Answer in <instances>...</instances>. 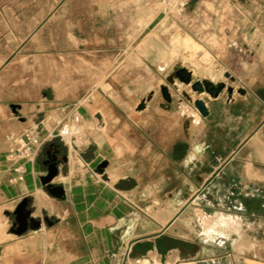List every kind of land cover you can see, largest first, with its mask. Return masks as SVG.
Instances as JSON below:
<instances>
[{"label": "crops", "instance_id": "crops-1", "mask_svg": "<svg viewBox=\"0 0 264 264\" xmlns=\"http://www.w3.org/2000/svg\"><path fill=\"white\" fill-rule=\"evenodd\" d=\"M248 1H195L181 25L159 12L140 31L137 63L153 74L142 90L123 87L120 70L69 112L10 93L2 76L32 29L18 39L15 27H0V264H264V76L227 84L218 98L173 78L187 68L195 79L221 82L229 56L264 64L257 59L264 21L243 7ZM174 33L198 44L216 72L157 55ZM199 99L207 117L194 105ZM74 114L79 142L56 138L34 160H8L12 135L37 125L41 137L56 135ZM47 150L68 157L52 181L63 198L42 183ZM18 166L24 179L12 182ZM24 199L41 224L18 235L15 212Z\"/></svg>", "mask_w": 264, "mask_h": 264}, {"label": "rangeland", "instance_id": "rangeland-1", "mask_svg": "<svg viewBox=\"0 0 264 264\" xmlns=\"http://www.w3.org/2000/svg\"><path fill=\"white\" fill-rule=\"evenodd\" d=\"M183 1L0 0V27H15L18 39L32 29L27 46L11 62L2 82L9 81L12 95L32 96L47 111L66 108L69 112L91 91L104 86L106 79L112 78L111 73L120 70L124 71L118 77L119 83L140 91L144 80L153 75L146 73V66L137 63L143 54L138 49L142 41L140 31L159 12L181 25L188 7L198 0H191L182 8ZM242 5L245 9H256L258 18L264 21V0H250ZM172 36L163 38L162 48L155 49L157 55L167 52L179 56L182 63L197 73L208 67L216 72L215 65L204 64L208 56L201 55L198 44H191L183 34ZM261 58L263 49L258 51L257 59ZM225 67L231 77L226 78L219 70L221 82L232 86L264 76L261 61L254 64L229 56ZM83 138L75 135L70 143Z\"/></svg>", "mask_w": 264, "mask_h": 264}, {"label": "water", "instance_id": "water-1", "mask_svg": "<svg viewBox=\"0 0 264 264\" xmlns=\"http://www.w3.org/2000/svg\"><path fill=\"white\" fill-rule=\"evenodd\" d=\"M225 77L230 78V73H226ZM173 78L178 79L180 84L191 85L194 92L198 94L207 93L211 98H218L220 94L227 89V84L225 82L214 83L213 81L206 79H195L193 73L187 68L178 69ZM173 78L171 80H173ZM161 90L164 98L170 102L171 96L168 87L164 86ZM229 91L232 92L233 89L229 88ZM240 93L244 94L245 91L241 90ZM194 105L202 116L207 117L209 115L206 102L203 99L196 100ZM13 108L16 109V106H13ZM53 146L54 144L50 145V147ZM67 162L68 157L64 156L60 158L58 150H56L53 154L49 150L45 152L44 165L47 167V174L42 177V183L46 186L49 193L56 198H63L65 196V192L63 186L52 184V181L60 174L62 164H66ZM106 165V163H103L100 168H103ZM31 213L32 211L29 208V199H24L18 205L15 212L16 224L14 231L16 234L21 235L30 227H40V220L31 218Z\"/></svg>", "mask_w": 264, "mask_h": 264}, {"label": "built area", "instance_id": "built-area-1", "mask_svg": "<svg viewBox=\"0 0 264 264\" xmlns=\"http://www.w3.org/2000/svg\"><path fill=\"white\" fill-rule=\"evenodd\" d=\"M191 0H184L181 3V7L184 8ZM81 118L79 115L74 114L70 122L61 123L56 135L48 134L46 138L41 137L40 126L29 128L19 135H12L10 139L13 145L8 151L7 158L9 161H16L19 159L34 160L37 156V151L43 148V146L53 139L59 138L63 143L71 145L70 143L75 134L73 133L74 125H79ZM70 140V142L68 141ZM17 176L12 178V182L21 181L24 179L25 169L23 166H18L14 169Z\"/></svg>", "mask_w": 264, "mask_h": 264}, {"label": "bare ground", "instance_id": "bare-ground-1", "mask_svg": "<svg viewBox=\"0 0 264 264\" xmlns=\"http://www.w3.org/2000/svg\"><path fill=\"white\" fill-rule=\"evenodd\" d=\"M78 125H74V127L73 128H75V127H77Z\"/></svg>", "mask_w": 264, "mask_h": 264}]
</instances>
